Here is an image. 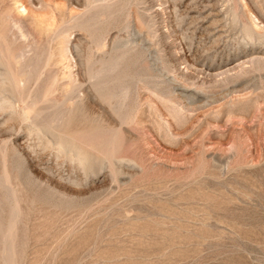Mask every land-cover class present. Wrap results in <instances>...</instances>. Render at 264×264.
Segmentation results:
<instances>
[{"label":"rangeland","instance_id":"1","mask_svg":"<svg viewBox=\"0 0 264 264\" xmlns=\"http://www.w3.org/2000/svg\"><path fill=\"white\" fill-rule=\"evenodd\" d=\"M86 1L0 0L2 57L12 18L49 55L37 119L0 109V264H264V0H124L57 34ZM117 47L119 103L90 78Z\"/></svg>","mask_w":264,"mask_h":264},{"label":"bare ground","instance_id":"2","mask_svg":"<svg viewBox=\"0 0 264 264\" xmlns=\"http://www.w3.org/2000/svg\"><path fill=\"white\" fill-rule=\"evenodd\" d=\"M102 1H105V0H90L88 2V4H87V7H86L87 11L90 12L89 13V16H86L85 18H82V19H80V17H79V20H77L76 22H74L73 25H69L70 24L69 23L68 24L69 27H62V28H60V30L58 31L57 34H59V33L60 34L65 33V32H67V30L71 29L74 26H80L81 28L89 29L90 26H88V24L91 21H94L95 20V18H96L95 14H96V12L98 10H99L98 12L102 11L103 14L104 13H113V11H116L118 8H119L118 10L121 9V6L123 5V2L122 1H124V0H121V1L120 0H116L113 3L107 4V5L101 3ZM7 16H8V14H7ZM3 23L5 24V22H3ZM27 23L21 22L19 19H13V18L11 19V24L9 23L10 24L9 25V31L14 36V38H13L14 41L13 40L12 41H13V43L15 45H14V47L12 46L13 45L12 41L10 42V44L7 43L8 46L11 45L13 48H10V49L8 48L7 55H6L5 58L2 57V55L0 54V67H1V69H0L1 70L0 71V96H2V98L0 100V109H2L4 107H7L9 109H12L13 108V97H14V95H16L17 97H19V100L20 101H22V102L25 103V106L22 109V113H21L22 120H25V118H27V116L25 114V110L26 109H29V108L30 109L36 108V110H34L35 111V113H34L35 114V118H36L37 115L39 116L40 115V112L39 111L42 108H41V106L36 107V104L38 105V104H40L42 102H46L45 100H43L45 94L44 93H41V92L39 94V92L37 93L36 91L32 90V88L34 87L33 85L34 84L36 85V83L40 80L41 75L43 74L42 68H43V66L45 67V64L49 60V55H47L45 53L47 51V49H45V51H44V50H42L43 49L42 48L41 49L42 51H40V52H37L36 51V46H38V44H37V42H35L36 40H34V34H33L34 31L31 30L33 28L32 27L29 28L30 25H32L34 27L35 24L33 25V24H31L32 22L31 23L29 22L28 23L29 26H28ZM35 27H37V26H35ZM124 28L127 29V26H125ZM40 29H41V27H40ZM38 32H40V30H38ZM46 32H48V31H46ZM43 33H45V31ZM43 33H42V36L44 35ZM48 34L49 33H47V35ZM46 37H50V36H45V39H46ZM54 37H56V36H54ZM31 38L33 39V42L30 41ZM103 41H104V39L101 36L98 37V38H96L93 41L94 42V48H96L97 50L99 48H101V46L103 45L102 44ZM46 42H47V40H46ZM33 43H34V45H33ZM35 43L37 44L36 46H35ZM121 49L122 48H120V47H117V49L114 48V51H112V53L108 54L107 59L105 61H99V62L97 61L99 64H98V66L95 69H93V71L91 73V76H90V78L93 80V84H94L93 86L100 93H102V92L105 93V90L104 89L107 88V86L109 85L108 83L112 84V86H114V89L111 88L113 91L110 94L116 98V101L115 102H118V103L121 100V98L123 96H125V94H127L126 93L127 92L126 89L122 86V83H121L123 81V79L122 80L121 79H118V76H117L118 75V72H119V67H120V64H121V60H123L128 55V54H126L127 50L126 49L124 50V47H123L122 50ZM48 51H49V49H48ZM127 53H129V52H127ZM2 54H3V52H2ZM46 55H47V57H46ZM27 61H28V64L26 63ZM43 61H44V63H43ZM14 70H15V73L13 72ZM43 83L44 82H42V84ZM31 86H33V87L31 88ZM52 86L47 87V89H46L47 92L50 91V89H51ZM108 89H110V88H108ZM43 90H44V88H43ZM43 90H41V91H43ZM100 93H98V94H100ZM103 93H102V96L104 95ZM102 96H101V99H102ZM48 107H53L54 108V105L53 104H51V105L49 104ZM62 118H63L62 117V111L61 112L59 111V112H57V114H55V116H52L50 123H61ZM48 121H50V120H48ZM31 124L33 125L32 122H31ZM1 235H2V238H3V234H1ZM12 260H13V258H12Z\"/></svg>","mask_w":264,"mask_h":264}]
</instances>
